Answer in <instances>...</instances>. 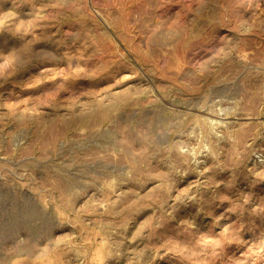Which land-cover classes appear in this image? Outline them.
<instances>
[{
    "label": "rangeland",
    "instance_id": "rangeland-1",
    "mask_svg": "<svg viewBox=\"0 0 264 264\" xmlns=\"http://www.w3.org/2000/svg\"><path fill=\"white\" fill-rule=\"evenodd\" d=\"M0 264H264V0H0Z\"/></svg>",
    "mask_w": 264,
    "mask_h": 264
}]
</instances>
